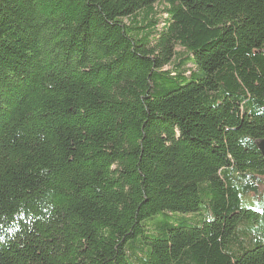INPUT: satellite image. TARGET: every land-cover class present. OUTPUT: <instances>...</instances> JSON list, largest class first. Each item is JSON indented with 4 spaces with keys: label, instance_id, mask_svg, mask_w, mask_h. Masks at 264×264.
I'll return each instance as SVG.
<instances>
[{
    "label": "trees",
    "instance_id": "obj_1",
    "mask_svg": "<svg viewBox=\"0 0 264 264\" xmlns=\"http://www.w3.org/2000/svg\"><path fill=\"white\" fill-rule=\"evenodd\" d=\"M262 140L264 0H0V264H264Z\"/></svg>",
    "mask_w": 264,
    "mask_h": 264
},
{
    "label": "rangeland",
    "instance_id": "obj_2",
    "mask_svg": "<svg viewBox=\"0 0 264 264\" xmlns=\"http://www.w3.org/2000/svg\"><path fill=\"white\" fill-rule=\"evenodd\" d=\"M162 17H166V15L165 14L162 15ZM144 19L145 18L143 16L138 17L137 24H143L144 23ZM149 19H151V18H149Z\"/></svg>",
    "mask_w": 264,
    "mask_h": 264
},
{
    "label": "water",
    "instance_id": "obj_3",
    "mask_svg": "<svg viewBox=\"0 0 264 264\" xmlns=\"http://www.w3.org/2000/svg\"><path fill=\"white\" fill-rule=\"evenodd\" d=\"M259 148H260V150H261V152H262V154L264 156V140L260 141Z\"/></svg>",
    "mask_w": 264,
    "mask_h": 264
}]
</instances>
